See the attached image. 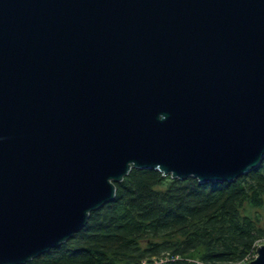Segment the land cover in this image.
<instances>
[{
	"label": "water",
	"instance_id": "obj_1",
	"mask_svg": "<svg viewBox=\"0 0 264 264\" xmlns=\"http://www.w3.org/2000/svg\"><path fill=\"white\" fill-rule=\"evenodd\" d=\"M263 159L264 0H0V264L65 245L134 168Z\"/></svg>",
	"mask_w": 264,
	"mask_h": 264
},
{
	"label": "trees",
	"instance_id": "obj_2",
	"mask_svg": "<svg viewBox=\"0 0 264 264\" xmlns=\"http://www.w3.org/2000/svg\"><path fill=\"white\" fill-rule=\"evenodd\" d=\"M116 197L65 245L27 264L244 262L264 239V159L234 181L200 182L134 168ZM156 264V263H153Z\"/></svg>",
	"mask_w": 264,
	"mask_h": 264
},
{
	"label": "rangeland",
	"instance_id": "obj_3",
	"mask_svg": "<svg viewBox=\"0 0 264 264\" xmlns=\"http://www.w3.org/2000/svg\"><path fill=\"white\" fill-rule=\"evenodd\" d=\"M261 212H262V214L264 215V210H262ZM263 243H264V239L258 243V246H259L260 244H263ZM255 256H256V250H255L254 254L250 255V256L247 258V260H246L247 263H248L251 259H253ZM168 259H169V258H168L167 256H165V257L162 258V259H157V258L153 259V262H152V263H151V262H148V261H146V260H145V262H146V264H153V263L158 264V263H161V262H163V261H167ZM189 260H190V262H191L192 264H204V263L201 262V260L198 258L197 254H193V256H191ZM233 264H237V263H233ZM238 264H239V263H238ZM244 264H246V262H245Z\"/></svg>",
	"mask_w": 264,
	"mask_h": 264
},
{
	"label": "built area",
	"instance_id": "obj_4",
	"mask_svg": "<svg viewBox=\"0 0 264 264\" xmlns=\"http://www.w3.org/2000/svg\"><path fill=\"white\" fill-rule=\"evenodd\" d=\"M246 260H247V259H246ZM246 260H245L244 262H238V263H239V264H244L245 262L247 263ZM251 260H252V259H251ZM238 263H237V264H238ZM143 264H146V262L144 261Z\"/></svg>",
	"mask_w": 264,
	"mask_h": 264
}]
</instances>
